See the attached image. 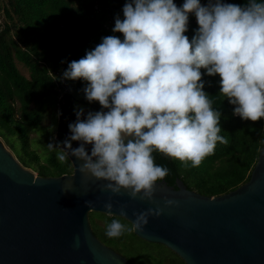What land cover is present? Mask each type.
Masks as SVG:
<instances>
[{
	"label": "clouds",
	"instance_id": "clouds-1",
	"mask_svg": "<svg viewBox=\"0 0 264 264\" xmlns=\"http://www.w3.org/2000/svg\"><path fill=\"white\" fill-rule=\"evenodd\" d=\"M199 28L189 40V15ZM117 15L113 32L86 57L70 63L63 77L83 79L89 102H99L107 111L76 112L69 124L72 135L63 142L68 151L58 152L63 162L71 156L83 161L79 172L107 181L103 191L155 203L156 185L169 169L154 162L160 152L185 165L199 167L214 154L220 135L221 113L205 93L201 69L219 75L221 95L235 105L234 114L253 122L264 118V0H248L245 6L223 0H130ZM127 140V143L125 142ZM72 141L81 142L78 148ZM86 145H92L91 153ZM48 147L54 148L52 143ZM91 207L92 201H86ZM166 207L179 201L165 198ZM112 213V197L104 205ZM126 205L120 208L127 216ZM157 207L134 213L132 227L113 220L106 229L109 238L125 232H143L149 217H159ZM79 247V236L76 238Z\"/></svg>",
	"mask_w": 264,
	"mask_h": 264
},
{
	"label": "trees",
	"instance_id": "trees-1",
	"mask_svg": "<svg viewBox=\"0 0 264 264\" xmlns=\"http://www.w3.org/2000/svg\"><path fill=\"white\" fill-rule=\"evenodd\" d=\"M130 0H0V136L15 147L19 142L21 164L32 168L39 175L60 176L72 172V164L59 161L55 154L40 161L39 154L31 148V134L42 123L40 107L53 98L58 107V129L51 142L61 148L62 138L72 135L69 124L77 121L76 112L81 108L86 119L88 112L107 111L99 102H89L83 89L88 82L63 77L71 62L86 57L106 36L123 39L122 33L113 32L117 15L121 19L123 7ZM185 0H174L181 7ZM209 0H201L207 5ZM245 6L248 0H223ZM109 8H113L108 11ZM199 28L195 14L189 15V40ZM17 62L29 70L28 77L18 68ZM204 91L212 101L215 111L221 113L220 135L227 144L217 142L214 154L206 157L199 167H192L160 152H154V162L169 169L167 184H174L175 176L191 190L214 196L245 183L254 166L264 135V118L259 121L244 120L234 114L235 105L221 95V78L208 76L201 69ZM81 91L83 95H78ZM56 136L60 139H56ZM75 141H72V143ZM91 225L95 234L115 251H125L133 263L144 250L149 264H186L174 251L161 244L146 242L131 232L118 238L106 235L107 226L119 220L132 227L125 217L108 216L91 211Z\"/></svg>",
	"mask_w": 264,
	"mask_h": 264
},
{
	"label": "water",
	"instance_id": "water-1",
	"mask_svg": "<svg viewBox=\"0 0 264 264\" xmlns=\"http://www.w3.org/2000/svg\"><path fill=\"white\" fill-rule=\"evenodd\" d=\"M66 137L61 148L68 151ZM85 147L90 154L92 145ZM68 159L73 173L39 175L0 138V264H133L100 240L89 213L125 217L132 225L134 213L157 207L163 214L133 233L171 249L186 264H264V135L248 180L211 197L176 176L174 184L157 182L155 203L132 200L127 190L116 196L102 190L107 181L79 172L83 161L71 154ZM109 197L111 214L104 207ZM165 198L179 206L166 207ZM122 205L127 216L121 215Z\"/></svg>",
	"mask_w": 264,
	"mask_h": 264
},
{
	"label": "rangeland",
	"instance_id": "rangeland-1",
	"mask_svg": "<svg viewBox=\"0 0 264 264\" xmlns=\"http://www.w3.org/2000/svg\"><path fill=\"white\" fill-rule=\"evenodd\" d=\"M0 18L4 19L2 16H0ZM17 65L18 68L21 70V72L28 77L29 70L19 62H17ZM77 94L83 95L81 91H77ZM55 103L56 101L53 98H49L44 103V105L40 107V112L42 114L43 120L42 123L38 126V128L35 129L31 134V148L34 149L39 154L40 161L42 162H45L48 156L51 155L52 153L55 154L58 158L57 154L62 150L61 148L55 145L54 148L51 149L48 147V144L51 143L53 141V137H55L56 129H58V107H56ZM0 138L5 143V145L12 151L16 159L21 163L22 152H21L20 143L12 141L15 147H10V144H6V142L2 139L1 136ZM65 161H67V159ZM33 171L37 173V171L35 170ZM137 250H139V254L135 256V259H133L132 261L133 264H149L144 254L145 251L139 248H137ZM118 253H120L123 256L124 254L127 255L125 251L123 252L118 251Z\"/></svg>",
	"mask_w": 264,
	"mask_h": 264
}]
</instances>
